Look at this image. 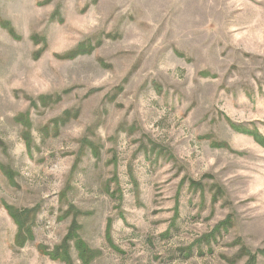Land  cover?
I'll return each instance as SVG.
<instances>
[{
    "label": "rangeland",
    "instance_id": "obj_1",
    "mask_svg": "<svg viewBox=\"0 0 264 264\" xmlns=\"http://www.w3.org/2000/svg\"><path fill=\"white\" fill-rule=\"evenodd\" d=\"M232 124L264 138V0H0V264H264ZM73 223L88 263L50 256Z\"/></svg>",
    "mask_w": 264,
    "mask_h": 264
},
{
    "label": "trees",
    "instance_id": "obj_2",
    "mask_svg": "<svg viewBox=\"0 0 264 264\" xmlns=\"http://www.w3.org/2000/svg\"><path fill=\"white\" fill-rule=\"evenodd\" d=\"M4 25V24H3ZM4 27L9 30L11 34H13L12 27L7 25H4ZM86 50H73L71 51L67 56H75L78 53H85ZM66 57V56H65ZM233 128H235L238 131L251 134L262 146H264V138L261 137L257 131L244 128L240 125L232 124ZM31 141L29 138H26V144H29ZM1 206L4 207V209L7 211L8 215L11 217L13 222L16 224V234H15V244L22 245L25 243L28 239L32 237V226L34 224V216L36 214V211L34 208H22L17 209L13 208L10 205L2 204ZM78 225L76 223H73L65 236L62 239V242L57 245L52 252L50 253L51 258H60L63 261H70V242L72 241L73 246L78 251V256L81 259V261L88 263L89 260L93 257V255L96 253L95 250L91 249L89 246L85 244V242L79 237L77 233ZM219 232V226L214 228L209 234H206L203 236L204 241L206 243L209 242V240L212 238H215V233ZM106 240L111 244V237L109 232L106 233ZM243 254L245 253L248 255V260L246 264H254L255 263V254L250 253V251L242 250ZM260 253H264V250H259Z\"/></svg>",
    "mask_w": 264,
    "mask_h": 264
}]
</instances>
